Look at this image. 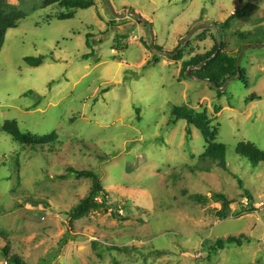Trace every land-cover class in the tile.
Here are the masks:
<instances>
[{
	"label": "rangeland",
	"instance_id": "374dc122",
	"mask_svg": "<svg viewBox=\"0 0 264 264\" xmlns=\"http://www.w3.org/2000/svg\"><path fill=\"white\" fill-rule=\"evenodd\" d=\"M93 1L75 10L1 1L5 12L27 17L7 31L0 53V232L7 234H0V264L7 244L25 264H264V162L253 165L236 151L242 142L264 151V49L243 53L247 84L236 79L223 95L198 79L199 68L182 75L183 63L218 40L214 29L187 40L198 26L220 27L238 12L220 30L226 52L238 57L243 45L264 44V0ZM120 36L124 52L113 50ZM182 42L181 59L162 54ZM27 57L44 63L32 67ZM251 96L259 99L247 104ZM174 106L208 112L215 142L227 146V170L200 159L205 140L195 127L187 140ZM7 121L58 140L23 146L3 131ZM69 168L99 174L106 209L71 215L93 181L61 179ZM218 194L236 202L222 221ZM245 200L256 211L236 216ZM242 236L250 243L209 257L216 241Z\"/></svg>",
	"mask_w": 264,
	"mask_h": 264
},
{
	"label": "trees",
	"instance_id": "16d2710c",
	"mask_svg": "<svg viewBox=\"0 0 264 264\" xmlns=\"http://www.w3.org/2000/svg\"><path fill=\"white\" fill-rule=\"evenodd\" d=\"M0 0V4H1ZM48 6L59 5L60 7L66 8L67 10H75V9H88L94 6L93 0H47ZM238 13V12H237ZM237 13L233 14L232 17L238 15ZM242 12H240L241 14ZM69 14V13H68ZM72 13L67 16L62 17V20L70 19L72 17ZM27 15L21 11H13V12H5L0 6V53L3 49L6 40L7 31L11 28L16 27L22 20L26 19ZM231 17V18H232ZM230 18V19H231ZM229 19V20H230ZM229 20L222 24L219 28L221 30V34L229 27ZM208 30H204L202 33L207 32ZM217 33V31H216ZM120 37L115 39V47L113 50H117L119 52H124L128 48H122L119 42ZM240 38L243 41H246L244 35L240 34ZM263 42H260V44ZM249 45V44H245ZM243 48L246 46H242ZM95 54L92 53L90 55H85L84 59L89 60ZM183 54L176 57V60L181 59ZM25 62L32 67H39L44 63L43 57H27ZM237 62L238 57H234L228 52H226V45L223 42L220 47V43L217 40L216 36V45L215 47L207 54L200 55L195 58H192L190 61L183 63V71L182 75L185 76V73L188 68L191 66L198 68L201 64L205 63L201 68L196 70L195 75L202 81L209 80V83L213 86L221 88L225 85V83L238 75L237 70ZM157 61H154V64H157ZM153 63L148 62L144 68L150 67ZM241 80L247 84L246 74L243 69H241ZM33 92H29V95H33ZM218 94H222L221 91H218ZM223 95V94H222ZM259 98L256 96H251L247 99V104L252 101L258 100ZM222 111L221 108H215V114H219ZM172 116L174 118L175 123L179 120H185L187 123V140H190L191 128H197L201 135L203 136L206 147L204 149V153L201 155L200 159L202 160H211L213 163H216L220 168L227 170L228 166L226 163V153L227 146L221 143L215 142L216 136L218 134V130L213 127V120L208 115L207 111L196 112L192 108L188 106H174L172 108ZM3 131L8 135L12 136L15 141L20 143L23 146H46L51 145L52 143L57 142V134L53 133L46 136H37L32 133L23 132L18 123L16 121H7L3 126ZM236 151L241 156L247 158L252 162L253 165H259L264 162V151L259 149L253 143H239ZM70 177H76L78 179L88 178L93 181L92 189L89 196L83 199L73 210L71 215L76 219H81L85 217L92 211H98L102 209H106L108 207V196L104 189V186L101 183V177L95 171L91 170H76L74 168H69V174L66 176H61V179H68ZM251 199V196L248 195ZM193 200H197L200 203H205L207 198L203 195H193L191 196ZM216 203H220L222 208L216 211V217L219 220L228 219L231 214V206L236 202L228 199L224 195H216L215 196ZM255 206L250 204L248 207L240 209V211H235L236 216H240L243 213H252L255 212ZM114 217L118 218L119 215L116 213ZM3 239L7 236L6 233L0 232ZM5 236V237H4ZM246 243H250V240L246 236H242L241 238H228L227 240H218L214 244L209 247V257L211 258L213 255H217L219 251L224 250L227 245L236 243L238 246H242ZM9 244L3 249V254L6 259L7 264H25L20 258L16 255H10Z\"/></svg>",
	"mask_w": 264,
	"mask_h": 264
},
{
	"label": "water",
	"instance_id": "95a60500",
	"mask_svg": "<svg viewBox=\"0 0 264 264\" xmlns=\"http://www.w3.org/2000/svg\"><path fill=\"white\" fill-rule=\"evenodd\" d=\"M116 16H118V17H123V16H125V14L124 15H121V14H116ZM208 29H214V30H216L217 31V33H218V41H219V43H220V47H221V41H220V29H219V27L218 26H216V25H201V26H198L197 28H195L190 34H189V36L186 38L187 40H189L196 32H199V31H204V30H208ZM183 47H184V42H182V45H181V48L177 51V52H175V53H170V52H162V54H164V55H168V56H171V57H176L178 54H179V52L183 49ZM264 49V44H261V45H251V46H246V47H244L242 50H241V52H240V54H239V56H238V62H237V70H238V75L236 76V77H234V78H231V79H229L226 83H225V85L223 86V87H221V88H218V90H220V91H225V89L228 87V85L232 82V81H234V80H236V79H241V60H242V56H243V53L246 51V50H248V49ZM203 65H205V63H203V64H201L198 68H201ZM189 72V70L187 71V73ZM199 79V78H198ZM200 80V79H199ZM207 82H209V80H206Z\"/></svg>",
	"mask_w": 264,
	"mask_h": 264
},
{
	"label": "built area",
	"instance_id": "2783aa9c",
	"mask_svg": "<svg viewBox=\"0 0 264 264\" xmlns=\"http://www.w3.org/2000/svg\"><path fill=\"white\" fill-rule=\"evenodd\" d=\"M248 201H249V200H245V201L243 202V205H245V206H249L250 204H249ZM262 205H264V204H262ZM259 206H261V205H259Z\"/></svg>",
	"mask_w": 264,
	"mask_h": 264
}]
</instances>
